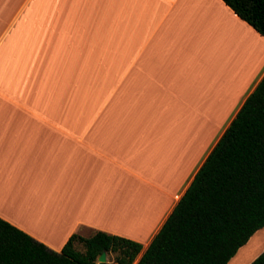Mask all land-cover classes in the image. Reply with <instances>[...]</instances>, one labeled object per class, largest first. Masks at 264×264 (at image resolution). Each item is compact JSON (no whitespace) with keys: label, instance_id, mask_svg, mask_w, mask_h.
Segmentation results:
<instances>
[{"label":"crops","instance_id":"crops-1","mask_svg":"<svg viewBox=\"0 0 264 264\" xmlns=\"http://www.w3.org/2000/svg\"><path fill=\"white\" fill-rule=\"evenodd\" d=\"M263 75L222 0H0V219L147 247Z\"/></svg>","mask_w":264,"mask_h":264},{"label":"trees","instance_id":"trees-1","mask_svg":"<svg viewBox=\"0 0 264 264\" xmlns=\"http://www.w3.org/2000/svg\"><path fill=\"white\" fill-rule=\"evenodd\" d=\"M222 2L264 37V0ZM263 227L264 75L147 247L97 231L57 252L0 219V264H98L103 252L113 263L102 264H228Z\"/></svg>","mask_w":264,"mask_h":264},{"label":"rangeland","instance_id":"rangeland-1","mask_svg":"<svg viewBox=\"0 0 264 264\" xmlns=\"http://www.w3.org/2000/svg\"><path fill=\"white\" fill-rule=\"evenodd\" d=\"M262 235L261 239L255 238L247 248L236 253V255L228 262V264H250L255 258H257L263 250H261V245L264 244V233L259 234ZM257 237V236H256ZM106 262L113 263V256H106Z\"/></svg>","mask_w":264,"mask_h":264},{"label":"water","instance_id":"water-1","mask_svg":"<svg viewBox=\"0 0 264 264\" xmlns=\"http://www.w3.org/2000/svg\"><path fill=\"white\" fill-rule=\"evenodd\" d=\"M98 264L106 263V253L103 252L97 259Z\"/></svg>","mask_w":264,"mask_h":264},{"label":"snow or ice","instance_id":"snow-or-ice-1","mask_svg":"<svg viewBox=\"0 0 264 264\" xmlns=\"http://www.w3.org/2000/svg\"><path fill=\"white\" fill-rule=\"evenodd\" d=\"M225 3L229 4V6L231 7L230 0H225ZM237 15H240V13L238 12ZM240 18L243 19V16L240 15Z\"/></svg>","mask_w":264,"mask_h":264}]
</instances>
